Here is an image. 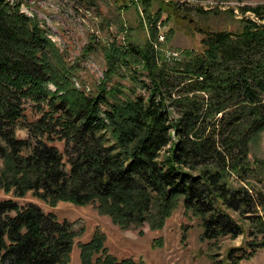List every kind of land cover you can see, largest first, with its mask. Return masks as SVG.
Wrapping results in <instances>:
<instances>
[{"label":"trees","instance_id":"16d2710c","mask_svg":"<svg viewBox=\"0 0 264 264\" xmlns=\"http://www.w3.org/2000/svg\"><path fill=\"white\" fill-rule=\"evenodd\" d=\"M171 7L165 3L159 14L177 18ZM238 10L239 30L197 29V48L175 61L150 44L107 52V83L118 62L130 60L142 62L149 79L140 82L145 98H118L117 87L101 85L95 95L75 89L76 70L66 67L45 30L18 3L0 0V189L51 207L93 206L139 237L145 224L162 230L179 205L200 220L201 242L243 235L232 213L253 225L264 194L255 198L229 178L247 183L259 175L248 152L264 131V6ZM29 102L40 113L32 122L25 115ZM19 129L26 139L17 138ZM84 233V226L59 221L34 203L0 201V264H69L75 247L80 264H145L109 253L99 228L77 244ZM228 259L223 264H232Z\"/></svg>","mask_w":264,"mask_h":264},{"label":"rangeland","instance_id":"374dc122","mask_svg":"<svg viewBox=\"0 0 264 264\" xmlns=\"http://www.w3.org/2000/svg\"><path fill=\"white\" fill-rule=\"evenodd\" d=\"M8 1L18 3L20 12L34 19L45 30L47 38L54 43L66 67L76 70L72 77L75 89L86 95H95L101 85L108 90L117 87L123 94H119L118 98H145L149 92L142 88L140 82L148 85L149 79L140 71L142 62L139 61L138 64L130 60L118 62L107 83L104 78L107 52L121 46L137 50L138 47L150 44L154 51L162 53L168 61H175L180 59L181 51L197 48L200 36L197 38V35H193L197 29L237 31L241 21L239 7L264 6V0ZM122 1H126L127 7L123 6ZM165 3H171L172 11L179 10L177 18L174 19L165 10L159 14ZM199 8L205 13H198ZM227 10H233V14ZM158 14L159 17H156ZM160 62L162 61L157 62L159 66ZM46 86L49 91H55L52 85ZM26 106L27 121L37 120L40 117L37 106L31 102ZM16 136L26 139L27 133L19 129ZM55 146L60 152L63 151V143L56 142ZM248 159L259 175L252 176L247 183H239L236 177L231 175L229 184L235 187L244 185L256 198L257 192L264 194V131L259 140L250 145ZM10 199L18 202L20 206L34 203L44 213L54 214L59 221L67 220L84 226L85 233L77 240V244L87 242L94 229L99 228L106 235L109 253L118 259H142L145 264H223L225 258L230 255L227 263L264 264V234L259 232L264 228V207H259L257 213L251 215L253 225L250 224L251 220H239L238 216L232 213L234 219L243 224V235L201 242L200 220L186 215L182 205L178 206L162 230L151 232L145 224L141 227L144 235L139 237L137 230L122 231L113 226L109 218L99 215L93 206L77 207L60 202L51 207L33 198L31 194L18 199L14 198L12 193L5 194L0 189V201ZM157 240H161L162 245L157 247L155 244L152 248L153 241ZM250 244L255 246H249ZM69 264H80L77 247L71 254Z\"/></svg>","mask_w":264,"mask_h":264},{"label":"flooded vegetation","instance_id":"af4514ba","mask_svg":"<svg viewBox=\"0 0 264 264\" xmlns=\"http://www.w3.org/2000/svg\"><path fill=\"white\" fill-rule=\"evenodd\" d=\"M184 18V17H183Z\"/></svg>","mask_w":264,"mask_h":264}]
</instances>
